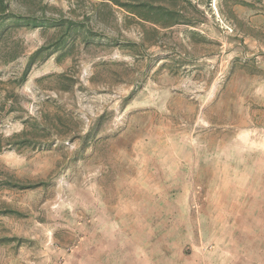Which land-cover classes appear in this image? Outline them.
Wrapping results in <instances>:
<instances>
[{
    "label": "rangeland",
    "instance_id": "1",
    "mask_svg": "<svg viewBox=\"0 0 264 264\" xmlns=\"http://www.w3.org/2000/svg\"><path fill=\"white\" fill-rule=\"evenodd\" d=\"M192 1L169 28L50 0L94 37L23 82L53 30L17 33L22 55L0 63V264H209L216 223L234 238L264 221V0Z\"/></svg>",
    "mask_w": 264,
    "mask_h": 264
},
{
    "label": "trees",
    "instance_id": "2",
    "mask_svg": "<svg viewBox=\"0 0 264 264\" xmlns=\"http://www.w3.org/2000/svg\"><path fill=\"white\" fill-rule=\"evenodd\" d=\"M50 0H0V63L8 65L18 59L23 48L16 39L20 31L53 30L51 39L28 56L25 69L21 75L24 81L30 68L37 60L44 61L58 52H70L76 42L87 44L94 37L89 25V17H71L70 13L49 4ZM99 5L114 6L138 22H147L161 27H174L179 24H190L188 12L199 13L197 4L192 0H99ZM97 10V9H96ZM75 13V11H71ZM97 12L95 11L94 14ZM67 14V15H66ZM97 16V15H96ZM63 54V53H62ZM12 111V109H9ZM18 143H13L16 145ZM7 179L4 185L18 190L32 187L15 183L11 185ZM3 214H9L3 212Z\"/></svg>",
    "mask_w": 264,
    "mask_h": 264
},
{
    "label": "crops",
    "instance_id": "3",
    "mask_svg": "<svg viewBox=\"0 0 264 264\" xmlns=\"http://www.w3.org/2000/svg\"><path fill=\"white\" fill-rule=\"evenodd\" d=\"M258 229L252 228L251 236H238L231 238V232L228 230L220 231L215 227L205 232V244L213 248L212 252L205 255L209 264H227L223 263L225 257H222V250L231 249V259L229 264H263L264 263V221L263 217L254 218ZM263 225V226H262ZM252 237V238H251ZM233 248V249H232ZM224 256V255H223Z\"/></svg>",
    "mask_w": 264,
    "mask_h": 264
}]
</instances>
